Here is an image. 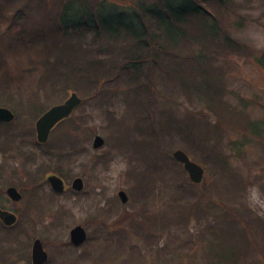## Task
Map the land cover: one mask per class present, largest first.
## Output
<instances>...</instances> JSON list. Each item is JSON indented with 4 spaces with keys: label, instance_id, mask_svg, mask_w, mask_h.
<instances>
[{
    "label": "rangeland",
    "instance_id": "374dc122",
    "mask_svg": "<svg viewBox=\"0 0 264 264\" xmlns=\"http://www.w3.org/2000/svg\"><path fill=\"white\" fill-rule=\"evenodd\" d=\"M97 1L101 18L125 23L138 20L136 10L130 5L138 0H0V88L3 85L9 87L8 93L2 94L0 107L15 114L11 130L21 133L17 140L23 145L24 155H30L31 159L26 160L16 152H0V206L15 213L19 219L27 212L33 221L24 235L28 243L26 252L21 258L12 259L14 264H31V245L35 239L41 240L50 264H125L129 259L134 261L139 257L145 258L144 264H154L159 252L187 247L204 235L213 241L209 229L224 218L223 209L226 207L244 211L255 225L253 243L245 253V264H264V153L259 141L249 139L240 121L235 125L224 123L219 129L231 154V167L240 174L239 183L233 186L228 173L220 175L219 167L211 163L207 164L210 171L203 167L201 183H192L182 165L173 158V152L178 148L163 145L150 130L153 128L152 118L180 123L188 113L198 109L211 123L217 122L218 118L204 101L190 102L178 90V82L166 79L165 72L158 65L153 70L148 64L140 67V73L146 75L139 78L149 77L151 81L149 87L146 86V93L139 85L137 90L140 92L136 94L135 83L127 80L136 72L132 68L123 71L121 78L110 80L107 89L111 90V101L108 106L102 107L81 95L84 89H67L63 101L50 104L44 112L63 103L75 92L84 103L73 113L75 120L81 122L79 128L62 124L50 133L45 144L37 142L35 123L42 114L32 119L20 106L21 103L26 105L29 93L41 87L42 78L56 55L59 57L57 62L66 60L65 56L70 53L82 61L78 48L90 47L94 51L97 46V59L114 61L105 50L116 44H111L107 36L99 39L92 25ZM12 10L16 12L10 13ZM213 14L218 20L220 18L215 38L217 53L213 57L216 66L225 69L224 97L230 104L242 107L250 120H262L264 66H260L255 58L264 53V0H227V5L220 11L219 7L215 8ZM88 20L92 28L87 24ZM208 20L209 23L213 21L209 17ZM61 22L68 25L66 33L59 27ZM73 31L82 36L79 42L84 47L73 48L75 44L72 43L70 49L63 48V38L72 35ZM225 36L236 41L240 49L235 53L221 52L219 56V43L224 42ZM56 43L62 44L61 50L53 49ZM194 49L196 45L192 44L189 50ZM151 84H154L153 89H150ZM9 93L12 95H7ZM40 96L41 101H46L44 95ZM68 134L75 140L74 150L63 146L67 144L57 148L67 140L65 136ZM96 135L104 139L103 146L98 149L92 147ZM62 150L71 155H65ZM131 167L134 174L144 169L154 179L155 187L149 193L151 201L145 202V208V203L128 193L129 186L134 185L128 175ZM39 168L37 180L45 189L41 191L54 199L53 205H48L45 198L38 201L44 213L27 202L28 193L24 188L30 184L25 171L35 173ZM52 174L63 179L65 192L53 193L47 183V177ZM75 178H81L84 183L79 193L71 189ZM11 186L22 194L18 203L6 196V189ZM120 191L126 192V203L120 202ZM110 200L114 201L117 210L111 208ZM100 209L111 210L100 215ZM143 209L155 216L157 226L153 231L145 229L141 235ZM63 210H66L64 216ZM166 222L167 225H163ZM52 224H57L56 228L48 230L46 226ZM77 225L87 233V240L80 247L72 246L69 241V232ZM229 235L235 239L232 233ZM58 241L66 244L62 251L57 249ZM255 242L259 246H255ZM220 243L218 241L215 245Z\"/></svg>",
    "mask_w": 264,
    "mask_h": 264
},
{
    "label": "trees",
    "instance_id": "16d2710c",
    "mask_svg": "<svg viewBox=\"0 0 264 264\" xmlns=\"http://www.w3.org/2000/svg\"><path fill=\"white\" fill-rule=\"evenodd\" d=\"M97 2L94 3L93 10L95 12L92 25L99 39L107 36L110 38L111 41L109 42L111 44H116L108 46L105 50L109 56L114 58V61L107 62L103 59H97L98 47L96 46L94 51L90 47H84L83 43L79 42L82 36L74 34L75 31H73L71 34L75 36L68 35L66 39L63 38V48L66 46L70 49L72 43L75 44L73 48L84 47L78 48L81 52L79 56L83 58L82 61H78L77 57L73 58L70 53L65 56L66 60L57 62L59 57L56 55L53 60L54 63L48 66V72L42 78L41 87L29 93L26 105L20 102L22 105L20 108L32 119H35L43 114L50 104L62 102L65 98V91L69 88L75 91L84 89L81 95L94 100L102 107L108 106L111 101L109 99L111 90L107 89L111 83L110 80L121 78L123 71L132 68L136 72L134 71L133 75H129L127 80L135 83L136 94L140 92L137 90L139 85L146 93V86L151 81L149 77L144 80L140 79L142 75L140 67L148 64L149 69L153 70L158 65L165 72L166 79H175L178 82L180 85L178 90L188 97L190 102L204 101L207 108L215 113L218 119L217 122L211 123L202 114L203 111L199 112V109L192 112L193 114L188 113L184 122L180 123L170 119L165 120V118H152L151 126L153 128L150 130L155 138L160 140L163 145H170L172 149L183 150L192 160L202 167L208 168L209 171L211 169L207 164H214L219 167V174L228 173V179L233 186H236L240 181V178H238L240 174L231 167L229 158L231 154L228 153V148L224 145L225 141L219 128L221 125L224 126V123L235 125L236 121H240V125L245 128L250 136L249 139L255 138L259 141L264 153V118L262 120H250L242 107L230 104L224 97L225 69L216 66L215 57H213V54L217 53L215 49L217 40L215 38L218 34L217 27L220 28V18L218 20L213 11L217 7L220 11L227 5V0H138L134 4L129 2L138 14L137 22L131 23L99 17L97 7L100 4ZM15 12V10H12L10 13L14 14ZM208 17L213 20L212 23H209ZM87 24L92 28L89 20ZM59 27L62 32H67L68 25L66 26L61 22ZM127 40H130L128 45H126ZM122 42V49H120ZM221 43L218 47L219 56L221 52L235 53L240 49L237 46L238 43L228 36H225L224 42ZM62 44H54L53 49L57 50L58 48V50H61L60 45ZM192 44L196 45V49L189 50ZM126 47L128 49H125ZM255 59L260 66H264V53ZM151 70L149 71L153 75ZM92 73L94 74L92 75ZM153 87L154 84H151L150 89H153ZM7 88H9L7 85L0 88V103L2 102V94L8 93ZM40 94L44 95L46 101H41ZM10 97L7 96V98ZM82 104L84 103L82 102ZM62 124H72V128H79L78 124H81V122L76 121L72 114L56 127ZM11 125L12 123H0V152H16L30 161V155H24L23 145L17 140L21 133H15L11 130L13 127ZM65 139L67 140L63 141L57 148L61 149L63 144H67L63 146L65 148L69 146L74 150L72 146H74L75 140L69 134L65 136ZM64 154L71 155L69 153ZM229 167H231L230 170ZM44 169L47 168L44 167ZM130 170L128 175L131 178L130 180H134V185L129 186V195L142 202V204L148 203V200L151 201L149 193L155 187L153 177L146 174L144 169L138 170L136 174H134L132 167ZM40 171V168L35 173L25 171L30 184L24 185V188L28 193L27 202L30 205L33 204L39 207L41 212L44 213L38 201L45 198L49 202L48 205H53L54 199L51 197L52 195L43 193L45 190L42 187L43 183L37 180ZM55 172L60 174L58 171ZM145 175L148 177L147 180ZM147 191L148 194L146 195ZM143 192H145V196ZM108 203H110L112 209L117 210L113 200ZM146 203L143 208L147 206ZM110 210L100 209L99 214L105 215ZM223 211L226 213L224 218L219 220L216 225L213 224L209 229L212 238H214L213 241L207 240V236L204 235L197 242L191 243L187 247H181L170 252H159L156 255L154 264H245V253L249 252L248 248L253 243L255 225H252V218L246 217L244 211H239L233 207H226ZM61 213L63 216L66 215V210ZM143 213L144 224H141V235L145 229L153 231L157 226L155 223L156 218L150 214L149 210L145 211L143 209ZM21 217L12 227L4 226L0 221V264H14L13 260L21 258V255L26 252L28 243L24 235L27 233L26 228L30 227L33 221L27 212ZM163 225H167V222ZM56 226L57 224H52L46 226V228L51 230ZM217 232L219 233L217 234ZM230 233L235 236V239L232 235H229ZM227 235H229L228 239ZM145 236L150 238L147 234ZM218 241L221 243L215 245ZM254 244L259 246L256 242ZM65 245L62 241L56 242L57 249H60V251ZM132 260L129 259L125 264H144L146 261L144 257ZM46 264L50 263L47 262Z\"/></svg>",
    "mask_w": 264,
    "mask_h": 264
},
{
    "label": "water",
    "instance_id": "95a60500",
    "mask_svg": "<svg viewBox=\"0 0 264 264\" xmlns=\"http://www.w3.org/2000/svg\"><path fill=\"white\" fill-rule=\"evenodd\" d=\"M81 102L82 99L77 95V93L73 92L63 103L54 105L44 112L35 123L37 141L41 144L46 143L50 132L55 128V126L61 121L69 118ZM14 119L15 114L10 109L0 107V123H11ZM103 144L104 139L101 136H94L92 143V147L94 149L102 147ZM173 157L183 165L193 183H201L204 176V168L202 166L192 161L190 157L180 149L174 151ZM47 181L55 193L64 192L65 183L59 176L54 174L50 175L48 176ZM83 187L84 183L81 178H75L71 183L72 190L76 192H81ZM6 194L13 202H19L22 199L21 193L13 186L6 189ZM118 197L122 203H126L128 201V196L124 191L118 192ZM0 220L5 226L11 227L16 223L17 216L12 212L0 208ZM86 240L87 233L82 226L77 225L70 230L69 241L73 246L79 247L83 245ZM30 258L31 264H46L48 262V253L44 249L40 239H35L33 241L31 245Z\"/></svg>",
    "mask_w": 264,
    "mask_h": 264
},
{
    "label": "flooded vegetation",
    "instance_id": "af4514ba",
    "mask_svg": "<svg viewBox=\"0 0 264 264\" xmlns=\"http://www.w3.org/2000/svg\"><path fill=\"white\" fill-rule=\"evenodd\" d=\"M8 198V197H7ZM9 199V198H8ZM10 200V199H9ZM14 203V202H13ZM4 209V208H3ZM6 210V209H5Z\"/></svg>",
    "mask_w": 264,
    "mask_h": 264
}]
</instances>
